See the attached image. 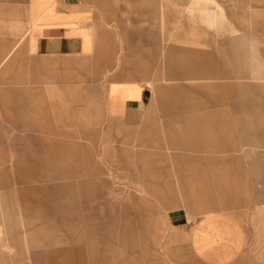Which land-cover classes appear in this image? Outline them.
Wrapping results in <instances>:
<instances>
[{
  "label": "rangeland",
  "instance_id": "1",
  "mask_svg": "<svg viewBox=\"0 0 264 264\" xmlns=\"http://www.w3.org/2000/svg\"><path fill=\"white\" fill-rule=\"evenodd\" d=\"M80 1L92 13L94 51L38 57L26 44L28 0H0V57L20 42L0 69L8 159L0 171L9 180L0 184V261L32 264L42 248L34 242L49 238L48 264L93 262L90 231L117 216L138 234L137 252L114 254L135 258L129 264H264L261 186L248 169L264 164V0ZM181 63L203 73L180 74ZM113 81L140 82L145 101L112 106ZM188 118L201 131L186 149ZM25 138L36 153L46 138L37 153L45 180L16 181L21 158L38 171L17 149ZM7 207L19 228L13 238ZM207 214L237 226L241 248L225 260L196 253L193 230ZM41 228L47 234L24 236ZM223 247L218 239L205 252Z\"/></svg>",
  "mask_w": 264,
  "mask_h": 264
},
{
  "label": "crops",
  "instance_id": "2",
  "mask_svg": "<svg viewBox=\"0 0 264 264\" xmlns=\"http://www.w3.org/2000/svg\"><path fill=\"white\" fill-rule=\"evenodd\" d=\"M188 6L189 5L187 4V7ZM219 7L223 13V7L220 4ZM91 23L92 13L80 0H28L27 31L25 36L28 51L32 55L38 57L90 55L96 46L94 28ZM19 44L20 42L0 57V69L9 62ZM189 56L191 57V55ZM191 60L194 59H185V61L189 62H191ZM173 64L174 67L178 65L175 59ZM191 68L193 69L191 70ZM195 68V65L181 63L180 70H177V72L180 74L181 71L184 73L191 71L195 74L203 73L202 69ZM147 85L150 86L151 83L148 82ZM107 91L110 104L122 111L130 106L134 107L139 105L145 101L147 97L146 88L143 87V84L137 81H113L109 83ZM211 117H215V115ZM185 122H187L188 126L184 132L185 140H183L184 144H182L181 147L187 149L188 146L194 147V145H197L196 139L197 136H199L201 129H197L192 124L191 118H188ZM45 139L46 138L37 139V153L38 151L41 152L43 147L42 141ZM26 140L29 139H20V143L17 144V149L26 150L25 156L29 157L27 159L36 162L35 165L37 166L38 171H32L35 170L33 166L34 164L31 162L28 163L25 159L21 158L15 164L16 170L19 171V176L16 181L25 184L27 182L45 180V177L41 172V168H43L44 165L42 159L37 155L35 148L32 149V147L27 145L25 142ZM251 145L254 146V143ZM51 149L52 153L50 155H54L56 148L51 147ZM261 156L262 155L259 154L258 159H260ZM7 161L8 159L5 155H0V167L4 168ZM248 169L251 171V175L255 181L253 184L254 189L261 186V189L257 191L255 195V200L258 205L260 203L264 204V164L260 161H256ZM248 169H246L245 172L248 171ZM27 170H29V172H27ZM30 170L32 172H30ZM239 172L241 174L242 169H238L237 173ZM176 183H178L180 187L183 186L180 178H177ZM0 184H9L8 178L3 177V171H0ZM166 184H168V182ZM62 186L63 185H61V187ZM209 208H211V206ZM210 210H206V212L209 211L208 213H212ZM228 219L229 218L220 219L215 214H207V216L201 220L203 223L200 222V225H196L197 227L193 230V238L195 239V244L198 248L196 250L198 257L209 255V258L213 261H216V259L217 261H221L227 259L230 254H234L240 250L242 244L239 239L240 236L238 235L237 226ZM4 220L8 227V235H10L11 238L18 236L19 228L14 220L13 212L9 207L4 211ZM108 221L109 220H104V222ZM129 224V220L116 216L110 224L108 222L106 227L100 228L98 231L92 229L90 231V254L94 260L93 262L91 260H86L82 263L129 264L136 262L133 257L132 259L129 258L123 260L114 257L118 248L130 250L131 252H137L139 249L140 244L138 242V234ZM45 234H47V231L41 228L38 230L35 229L31 232L26 230L24 236H32L36 238L38 235ZM228 235H231V237ZM218 239L220 244L222 243V246H224L223 249L216 251L212 255L205 252L207 246L211 245V243H214V241ZM35 242L34 246L42 248L35 250L30 255L31 263L48 264L47 260L49 259V254L47 253V247L56 244V241L49 238H43L42 240ZM50 259L53 260L55 258L51 256ZM0 264L7 263L0 261Z\"/></svg>",
  "mask_w": 264,
  "mask_h": 264
}]
</instances>
